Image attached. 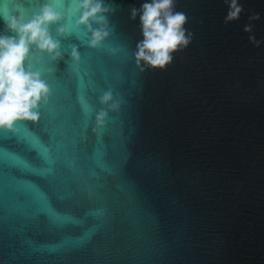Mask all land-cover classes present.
<instances>
[{"label": "water", "instance_id": "95a60500", "mask_svg": "<svg viewBox=\"0 0 264 264\" xmlns=\"http://www.w3.org/2000/svg\"><path fill=\"white\" fill-rule=\"evenodd\" d=\"M145 2L105 0L99 48L78 14L52 26L63 59L34 63L48 102L0 129V264H264V0L230 22L228 0H175L191 40L163 69L133 55ZM105 91L120 108L98 128Z\"/></svg>", "mask_w": 264, "mask_h": 264}, {"label": "clouds", "instance_id": "9594fccd", "mask_svg": "<svg viewBox=\"0 0 264 264\" xmlns=\"http://www.w3.org/2000/svg\"><path fill=\"white\" fill-rule=\"evenodd\" d=\"M64 3L65 0H51L31 15L22 9L12 12L6 5L0 6V20L5 26L0 33V129L12 130L17 122L36 121L39 106L48 102L50 89L42 74L34 70V63L38 64L44 55L53 62L63 59L52 26L56 27L57 36H67L69 28L64 22L69 15L78 14L74 28L83 27L88 34V46L94 49L112 35L108 17L113 9L105 0H70L68 12L60 10ZM174 3L175 0H146L140 9H130L133 20L139 16L143 37L133 54L137 66L142 63L144 67L163 69L170 63L172 53L189 44L191 34L186 36L184 28L186 17L174 10ZM228 6L226 22L238 19L242 11L238 0H228ZM245 31L251 32V28L246 26ZM69 58L73 63L79 62L76 47ZM98 100L102 107L95 114V123L102 128L109 112L119 110L120 102L111 91H105Z\"/></svg>", "mask_w": 264, "mask_h": 264}]
</instances>
